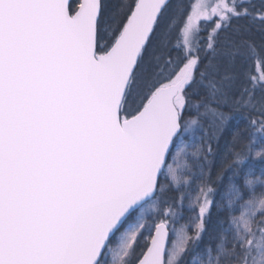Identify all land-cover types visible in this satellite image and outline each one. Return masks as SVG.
Wrapping results in <instances>:
<instances>
[{"label": "snow or ice", "instance_id": "obj_1", "mask_svg": "<svg viewBox=\"0 0 264 264\" xmlns=\"http://www.w3.org/2000/svg\"><path fill=\"white\" fill-rule=\"evenodd\" d=\"M190 9L0 0V264H264L252 180L210 224L221 140L235 160L217 180L245 134L264 144V0ZM189 150L194 218L169 245Z\"/></svg>", "mask_w": 264, "mask_h": 264}, {"label": "rangeland", "instance_id": "obj_2", "mask_svg": "<svg viewBox=\"0 0 264 264\" xmlns=\"http://www.w3.org/2000/svg\"><path fill=\"white\" fill-rule=\"evenodd\" d=\"M183 5L185 6V9L190 11V6L193 4H209V3H215V2H235V0H181ZM252 143H254V146L250 147L248 150L247 155L250 157L252 161H264V144L260 142H257L254 140ZM191 150H189V155L184 157H178L175 159L173 166L177 169L178 176L181 177V179L186 180L189 182V184H192V187H187L185 185L178 186L179 191L176 192L175 195V201L172 204L170 208H165L164 211L169 213L171 216L170 220V235H169V245L179 243L180 234L181 231H189L191 227V221L194 218V208H195V199L198 195V192L196 191V188L199 186V181L195 182V184L192 183V177L191 174L187 172V169L184 167L185 164H190L191 161L195 158L191 157L190 155ZM257 153H262V155H257ZM262 161V162H263ZM250 174V175H249ZM251 171H246L245 176V182L244 186L247 187L246 181L252 180L254 182L253 188L249 189V192L252 193V195H255L257 197L264 196V192L260 190V182L264 180H259L258 178H252ZM226 186V185H221ZM233 187H226L222 190L225 194L227 199L226 207H239V205L236 202V197L234 193L232 192ZM246 202V201H245ZM230 235L229 238L230 239ZM202 258L194 257L192 258V264H198V261ZM204 260L207 259L205 256L203 258Z\"/></svg>", "mask_w": 264, "mask_h": 264}, {"label": "trees", "instance_id": "obj_3", "mask_svg": "<svg viewBox=\"0 0 264 264\" xmlns=\"http://www.w3.org/2000/svg\"><path fill=\"white\" fill-rule=\"evenodd\" d=\"M252 3L259 5L260 0H252ZM236 23L241 26L250 27L253 29V31L258 30L260 27L259 17H257V20L255 22L241 20V21H237ZM254 140H256L257 142L261 141L260 138L256 135L249 136L245 134V140H244L245 157H244L243 164L239 166L233 165V167L231 168L225 167L223 170L224 178L222 180H217L216 172L221 169V167L225 164L226 160L227 161L235 160V156L227 151V145L229 144V138H224L220 142V146L218 148V155L215 159L214 168L212 170L213 180L215 181L213 186L215 189H217V191L214 193V199L216 202V206L213 208L212 219L210 221V224L213 227H218L217 220H216L217 209L226 207V204H227V199H226L225 194L222 195L225 191L224 188L226 187L234 188L235 187L238 189L240 185H244L247 170L251 171V176H253L252 178L259 179L260 177L259 179L260 181L264 180V161L263 160L252 161L250 157L247 155L250 147L254 146V143H252ZM237 151H241V146H237L233 148V152H237ZM234 170H235V175H234ZM221 185H226V186L224 187ZM223 189L224 191H222ZM228 238L229 236L227 237V239ZM205 240L207 241L208 237H205ZM197 257L203 259L205 256H197Z\"/></svg>", "mask_w": 264, "mask_h": 264}, {"label": "water", "instance_id": "obj_4", "mask_svg": "<svg viewBox=\"0 0 264 264\" xmlns=\"http://www.w3.org/2000/svg\"><path fill=\"white\" fill-rule=\"evenodd\" d=\"M169 239V238H168Z\"/></svg>", "mask_w": 264, "mask_h": 264}]
</instances>
